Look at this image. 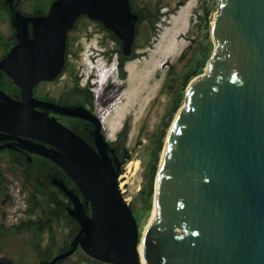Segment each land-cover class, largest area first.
<instances>
[{
  "label": "water",
  "instance_id": "obj_1",
  "mask_svg": "<svg viewBox=\"0 0 264 264\" xmlns=\"http://www.w3.org/2000/svg\"><path fill=\"white\" fill-rule=\"evenodd\" d=\"M218 1L214 51L170 129L143 255L138 222L119 187L120 160L109 156L114 150L98 119L34 97L37 84L63 70L68 32L82 16L111 31L131 57L139 20L131 0H54L42 16L5 1L17 43L0 71L21 94L16 99L0 90V141L49 159L80 192L54 181L80 230L48 264L78 249L101 264H264V0ZM50 111L92 122L96 149Z\"/></svg>",
  "mask_w": 264,
  "mask_h": 264
},
{
  "label": "rangeland",
  "instance_id": "obj_2",
  "mask_svg": "<svg viewBox=\"0 0 264 264\" xmlns=\"http://www.w3.org/2000/svg\"><path fill=\"white\" fill-rule=\"evenodd\" d=\"M5 1L0 0V13L4 17L0 21V37L13 44V29ZM39 1L46 2L48 6L54 0H19V10L34 14ZM131 4L135 12H144L146 16L137 26L133 56L124 67V78L120 77L116 85H110L113 88L119 86L114 95H119V100L109 111L104 127L110 140H119L122 129H128L127 137L119 145L130 150L132 160L123 166L119 187L138 222L141 236L154 207L156 177L170 129L185 105L189 84L206 70L214 51L211 27L219 1L131 0ZM68 36L70 71L79 75L83 84L87 83L95 89L93 83L87 82L89 73L82 62L84 51L103 41L119 58V46L99 23L86 17L78 20ZM6 50V46H0V60ZM176 106L179 108L175 111ZM136 162H139L138 165ZM155 164L158 171L154 177L150 204L148 194ZM19 176V172L12 170L10 155L0 154V213L2 194L10 186L21 187L30 199L32 187L27 186ZM41 224L40 228L24 225L23 228L13 229L0 223L4 231L12 229L0 237V264H41V257L46 253L52 252V258L58 255L59 249L69 239L68 226L64 221L53 223L52 241L48 223L42 221ZM37 233L41 235L35 246L33 241ZM89 260L78 249L62 264H95Z\"/></svg>",
  "mask_w": 264,
  "mask_h": 264
},
{
  "label": "flooded vegetation",
  "instance_id": "obj_3",
  "mask_svg": "<svg viewBox=\"0 0 264 264\" xmlns=\"http://www.w3.org/2000/svg\"><path fill=\"white\" fill-rule=\"evenodd\" d=\"M15 4L17 5V9H18L19 7H18L17 0H15ZM132 11L139 16L138 21L142 22L144 17L146 16L145 13L135 12L133 9ZM46 14H43V15H46ZM39 16H42V15H39ZM70 49H71V46L69 43V36L67 35L65 64H64L63 70L61 71L60 75L55 80L51 82H41L37 84L34 88V97L39 101L54 103L58 106H62L66 108H71V109L83 108L84 110L92 114L100 122L101 134L104 136V140L107 142L109 148L114 150V153H109V156L113 160H115V157L119 159V153H120L119 152V140L118 139H115V140L108 139L107 134L105 133L106 129L104 127L105 119L110 115L107 113L109 111H112L114 107L116 106V104L118 103L117 101L114 104V101L116 98L114 97V95L116 93V90L119 88V86H115L113 88V86L109 85L105 89L99 88L98 91L94 93L95 90L93 89L94 88L93 86L87 83L83 84L82 79L79 77V75L70 71V67H71ZM132 56H133V52H132L131 57H124L122 54L121 58H118L119 59L118 62L122 59V63H124L123 75H124V67L127 64V62L130 61ZM20 94L21 93H19L17 97H12V98L20 99ZM99 103H100V106L98 107ZM39 110L41 112H44L43 109H39ZM49 116L56 118V120L59 123L68 127L76 135L81 137L89 146L96 149V141L93 135L96 126L92 122L85 120V119H81V118L62 115L54 111H50ZM31 141L34 143H39L34 140H31ZM46 147L51 148L49 145H46ZM6 153L10 155V165L12 167V170L19 172L20 174L19 177L22 179V181L27 186L32 187V191L34 190L40 191L45 200L50 199V198H54L55 200L56 199L58 200V199L63 198L62 195H65L54 184V181L56 180L62 181L68 189L72 190V187L67 185V179L65 177L66 175L65 172L60 167H58L55 163L50 161L49 159L42 157L40 155L31 153L29 151L20 149L17 143L13 142L12 140L0 141V154H6ZM69 202H70V205L68 209L72 207V203L70 200ZM68 209H67V214H68ZM41 222L39 223V218H38L37 221L32 222L33 224L29 223L31 224L29 227L40 228L42 226ZM45 223H48L49 225V222H45ZM77 225L79 226L78 223ZM68 229H69V235H70V228L68 227ZM79 230H80V226H79ZM74 237L70 239L69 245H70V242L74 239Z\"/></svg>",
  "mask_w": 264,
  "mask_h": 264
},
{
  "label": "trees",
  "instance_id": "obj_4",
  "mask_svg": "<svg viewBox=\"0 0 264 264\" xmlns=\"http://www.w3.org/2000/svg\"><path fill=\"white\" fill-rule=\"evenodd\" d=\"M18 2H19V0L17 1V3ZM45 3L46 2L39 1L37 3V6L35 7V13L34 14H26L24 12L23 13L25 15H33V16H39V15L46 14L49 11V9H50L51 4L46 6ZM4 4L6 5V3H4ZM131 7H132V4H131ZM7 13H8V17H9V20H10L11 27L13 29V35L11 37V40L13 41V44H11L10 41H6L2 37H0V46H6V48H7L6 53L3 54L1 60L7 56V54L9 53V51L11 49V47H13L16 44V42H17L16 39H15V29L13 28V25H12L13 14L9 10V8H7ZM82 17H85V16H82ZM82 17H80V18H82ZM3 19H4L3 13H0V21L3 20ZM140 22L141 21H138V23L136 25V29H137V26H138V24ZM101 27H103V26L101 25ZM106 31L110 34L111 38L119 46V49H118L117 52L119 54V58H121V56H122V42L120 40H118L111 31H108V30H106ZM123 66H124V63H122V59H121L119 61V68H120V71H121V75L120 76L122 78H124ZM0 90L6 92L11 97H17L19 95V93H20V90L15 86V84L6 75H4L3 72H1V71H0ZM118 96L119 95H117V97L115 98L114 104L119 100ZM178 108L179 107L176 106L174 110L176 111V110H178ZM127 134H128V129H127V127H124L122 129V131L120 132L119 137H118L119 138V144H121V142L123 140H125V138L127 137ZM119 152H120L119 153V160H120V164H121L120 170H119V176H120L122 174V171H123V166L126 163H128L129 161L132 160V155H131V152H130L129 149L122 148L121 145H119ZM157 171H158V167H157V164H155L154 167H153L152 173H151L150 190H149V194H148L149 197H150V199H149L150 204H151V199H152V196H153V193H154V191H153L154 177L157 174ZM65 177L67 179V185L72 187V190L75 193L80 194L79 190L77 189V187L73 183V181L67 175H65ZM62 197H63L62 199H58V200L57 199L55 200L54 198H50V199L45 200L44 197L42 196L41 192L38 191V190H34L30 194L31 212H38L39 223L41 221L49 222L50 239L52 241L54 240V233H53V231L51 229V226L53 225V223H55L57 221H65L66 225L70 228L69 239L65 242V245L62 248L59 249V251H60L59 253H62V252H65V251L69 250V241H70V239L72 237L76 236V234L79 231V226L77 225L76 221L73 220L67 214V209H68V207L70 205V202H69L68 198L65 195H62ZM149 208L151 209L150 205H149ZM90 211H91V209L89 208L88 209V213H90ZM29 223H32V222H26V223H23V224H21L19 226L12 227V228L13 229L14 228H23L24 225L27 228H31V227H29L31 225ZM35 228H37V227H35ZM11 231H12V229H8V230L4 231L3 228L0 227V237L3 236L4 234L10 233ZM40 235H41L40 233L36 234V237H35V239L33 241V244L35 246H37V241L39 240ZM52 255H53L52 252H48V253H46L44 255V257H41V264H48L53 259ZM64 261H61L58 264H62ZM89 261H92L95 264H101V263H98V262H96L94 260H91V259Z\"/></svg>",
  "mask_w": 264,
  "mask_h": 264
},
{
  "label": "clouds",
  "instance_id": "obj_5",
  "mask_svg": "<svg viewBox=\"0 0 264 264\" xmlns=\"http://www.w3.org/2000/svg\"><path fill=\"white\" fill-rule=\"evenodd\" d=\"M82 62L89 73L87 82L89 80L93 83L97 77H100L98 84L93 83L94 93L99 88L105 89L109 85H116L121 77L118 58L103 41L91 45L88 50L84 51Z\"/></svg>",
  "mask_w": 264,
  "mask_h": 264
},
{
  "label": "built area",
  "instance_id": "obj_6",
  "mask_svg": "<svg viewBox=\"0 0 264 264\" xmlns=\"http://www.w3.org/2000/svg\"><path fill=\"white\" fill-rule=\"evenodd\" d=\"M107 114H110L108 112ZM0 223L8 227H16L26 222H35L38 212H31V203L26 191L17 185L4 190L2 194Z\"/></svg>",
  "mask_w": 264,
  "mask_h": 264
},
{
  "label": "bare ground",
  "instance_id": "obj_7",
  "mask_svg": "<svg viewBox=\"0 0 264 264\" xmlns=\"http://www.w3.org/2000/svg\"><path fill=\"white\" fill-rule=\"evenodd\" d=\"M185 106V105H184ZM183 106V107H184ZM182 107V108H183ZM172 128V127H171ZM169 136V135H168ZM168 139V138H167ZM139 162H136V165H138ZM155 213H156V201L154 199V207H153V210H152V214H151V217L149 219V222L146 224L145 228H144V231L142 232V235H141V240H140V246H139V250H140V253L143 255V242L146 238V235L147 233L150 231V229L152 228L154 222H155Z\"/></svg>",
  "mask_w": 264,
  "mask_h": 264
}]
</instances>
